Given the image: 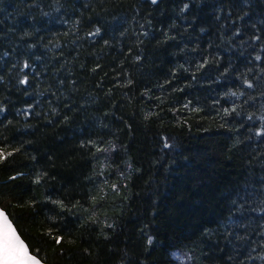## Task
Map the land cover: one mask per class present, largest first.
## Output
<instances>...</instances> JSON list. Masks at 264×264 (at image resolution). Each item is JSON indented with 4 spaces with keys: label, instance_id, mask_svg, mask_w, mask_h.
<instances>
[{
    "label": "trees",
    "instance_id": "trees-1",
    "mask_svg": "<svg viewBox=\"0 0 264 264\" xmlns=\"http://www.w3.org/2000/svg\"><path fill=\"white\" fill-rule=\"evenodd\" d=\"M0 106L45 264H264V0H0Z\"/></svg>",
    "mask_w": 264,
    "mask_h": 264
},
{
    "label": "snow or ice",
    "instance_id": "snow-or-ice-1",
    "mask_svg": "<svg viewBox=\"0 0 264 264\" xmlns=\"http://www.w3.org/2000/svg\"><path fill=\"white\" fill-rule=\"evenodd\" d=\"M153 4L157 3V0H151ZM188 5H184V9H187ZM183 11V9H182ZM100 29H95L94 32L89 33L88 35L94 36L99 34ZM107 44V41H105ZM137 60L140 59V57H136ZM257 60H260L261 57L257 56ZM209 61L205 59L203 63L199 65L200 68H203L205 64H207ZM24 67L27 68L28 64L25 63ZM99 67V65H97ZM227 71V69H225ZM27 77H24L20 81V83L25 84L27 83ZM128 83H131V80L128 81ZM248 87H252V84L250 81L245 80L244 82ZM235 95V93H233ZM31 107V105H29ZM185 107H188V105H185ZM3 111V107L0 106V112ZM194 112H199L200 109H193ZM224 115H228L230 111H235V108L232 109H224ZM151 115V114H149ZM251 118V117H249ZM262 132L258 131L257 135H261ZM89 143H92L91 141ZM167 146V145H166ZM99 150V149H98ZM18 151V149H11L8 150L7 146L0 147V163H3L6 161L9 157H11L14 152ZM37 180H39V177H37ZM112 187L115 189L116 185L113 184ZM56 203L60 204L61 207H63V203L60 201H56ZM56 244H61L63 242L62 236H55L54 237ZM148 243H152V238L149 237ZM0 264H42L41 259L38 258L37 255H34L29 247L24 243V241L20 238V236L17 234L15 228L12 226L11 221L9 220L8 216L5 214V212L0 209Z\"/></svg>",
    "mask_w": 264,
    "mask_h": 264
},
{
    "label": "rangeland",
    "instance_id": "rangeland-1",
    "mask_svg": "<svg viewBox=\"0 0 264 264\" xmlns=\"http://www.w3.org/2000/svg\"><path fill=\"white\" fill-rule=\"evenodd\" d=\"M179 256L181 258L182 263H186L187 262V261H185L186 259H184V257H182L181 255H179Z\"/></svg>",
    "mask_w": 264,
    "mask_h": 264
},
{
    "label": "water",
    "instance_id": "water-1",
    "mask_svg": "<svg viewBox=\"0 0 264 264\" xmlns=\"http://www.w3.org/2000/svg\"><path fill=\"white\" fill-rule=\"evenodd\" d=\"M1 209V208H0ZM4 211V210H3ZM6 214V213H5ZM10 220V219H9ZM12 223V222H11ZM12 226L14 227V225L12 224ZM15 228V227H14ZM16 230V229H15ZM16 232H17V230H16ZM17 234H18V232H17ZM19 235V234H18ZM20 236V235H19ZM21 238V237H20ZM22 239V238H21ZM25 243V242H24ZM26 244V243H25ZM42 264H45L44 262H42Z\"/></svg>",
    "mask_w": 264,
    "mask_h": 264
}]
</instances>
